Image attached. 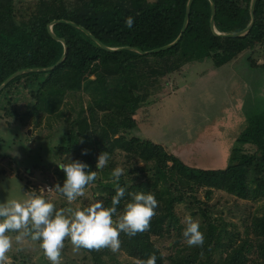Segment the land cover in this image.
<instances>
[{
  "label": "rangeland",
  "instance_id": "1",
  "mask_svg": "<svg viewBox=\"0 0 264 264\" xmlns=\"http://www.w3.org/2000/svg\"><path fill=\"white\" fill-rule=\"evenodd\" d=\"M12 1L17 24L27 22L38 10H45L46 5L65 14L86 2ZM111 1H121L125 6L130 2ZM233 1L244 6L247 0ZM138 55L115 75L101 78L91 75L84 79L80 89L63 94L53 112L45 109V99L37 91L41 77L22 78L0 95V201L22 200L35 192L56 208H83L96 200L103 201L106 193L102 186L117 181L111 176L117 166L126 170L120 176L126 184L151 183L154 163L140 160L135 150L112 146L113 138L150 141L198 169H224L229 162L237 161L233 156L236 139L248 126L264 122V41L220 66H216L213 54L199 60H187L181 53L163 57ZM128 86L132 97L138 100L135 109L131 103L126 104L111 94L114 89ZM81 119L88 123L95 149L108 152L110 158L102 169H95L94 161L96 179L85 186L82 196L69 203L52 186L63 181V172L57 165L74 157L65 149L71 139L77 138V121ZM107 119L118 123L133 119L134 124L132 128H119L114 136L106 131L109 136L105 139L102 135L108 130V122L103 121ZM49 185L51 191H47ZM245 185L248 191L245 199L214 188H210L206 197L208 187L193 183L184 186L181 193L185 201L173 204V217L167 218L169 228L166 230L164 226L160 236H149L160 254L156 264H173L174 255L186 249L181 235L185 216L191 215L204 235L206 224L195 201L207 203L210 216L222 223L226 231L222 243L235 246L241 240L252 241L251 223L264 215V168L252 164L246 170ZM21 186L28 191H23ZM158 213H166L161 202L155 209V214ZM7 234L12 238V247L2 264H50L37 241L28 237L17 241L16 232ZM122 234L117 251L108 247L93 249L99 264H138L147 259L125 252ZM220 249L216 247L214 255ZM246 256L251 260L256 252L250 250ZM61 264H94V260L88 249L74 250L65 238Z\"/></svg>",
  "mask_w": 264,
  "mask_h": 264
},
{
  "label": "trees",
  "instance_id": "2",
  "mask_svg": "<svg viewBox=\"0 0 264 264\" xmlns=\"http://www.w3.org/2000/svg\"><path fill=\"white\" fill-rule=\"evenodd\" d=\"M215 6L214 26L218 33L231 34L241 32L250 23V0L244 6L233 0H212ZM188 0H158L149 3L146 0H130L125 6L121 1L86 0L81 8L70 13L53 10L46 5L45 10H38L36 14L23 24L14 20L12 0H0V85L13 74L27 70L53 67L46 72L23 74L10 81L0 95L14 82L22 78L41 77L42 81L37 91L44 97L43 104L47 111L58 107L62 96L67 91L80 89L84 79L91 75H115L134 58L140 57L136 52L121 50L109 52L101 48L89 35L110 48L131 47L142 52L151 51L174 42L180 34L185 18ZM133 17V25L128 28L124 24L126 17ZM254 22L249 32L243 37L216 36L210 28L211 5L208 0H194L190 7L187 27L180 40L171 48L153 53V56L163 57L181 53L187 60H199L213 54L216 66L232 60L242 51L264 41V0H256L253 7ZM65 22L52 25V32L58 39H63L67 54L58 65L64 47L51 37L48 26L53 21ZM67 22L74 23L76 27ZM86 31H82L80 28ZM131 88L121 87L114 89L111 94L126 104L131 103L135 109L138 100L132 97ZM98 109H102L96 104ZM108 120V119H107ZM108 122V130L102 135L105 139L116 135L119 128H132L133 119L126 122ZM77 138L71 139L65 149L72 152V160H80L93 170L94 161L102 150H96L89 126L85 119L77 121ZM112 146L127 150H135L140 160L153 162L154 169L151 175L152 182H134L126 184V180L104 183L103 199L105 207L110 206L111 196L115 193L117 184L126 186L127 191L151 192L155 199L161 202L166 213L155 214L150 227L135 236L122 234L121 244L130 255L147 258L155 254L160 258L158 250L150 242L149 236L162 235L163 227L166 230L172 218V206L183 203L181 193L186 185L191 183L202 187L222 190L240 199H245L248 191L245 185L246 170L254 164L256 168H264V122L248 126L236 139L233 156L237 161L229 162L224 169H198L190 167L179 160L175 155L168 154L160 145L150 141L140 142L137 138L124 141L113 138ZM253 148V152H249ZM86 150V154H82ZM104 151V150H103ZM63 175V173H62ZM50 186V185H49ZM23 191H28L21 186ZM51 191V190H49ZM129 198L127 194L117 206L118 212ZM192 206L196 204H192ZM202 219L206 224L204 242L200 246H188L173 257V264H264V215L254 218L251 223L253 239L241 240L235 246L222 243V236L226 233L220 220L213 219L208 210V204L196 202ZM115 219V217H114ZM250 232V230H248ZM216 247H221L216 252ZM87 249V248H86ZM256 256L251 260L246 252L253 250ZM93 257L94 264H99V258L88 249Z\"/></svg>",
  "mask_w": 264,
  "mask_h": 264
},
{
  "label": "clouds",
  "instance_id": "3",
  "mask_svg": "<svg viewBox=\"0 0 264 264\" xmlns=\"http://www.w3.org/2000/svg\"><path fill=\"white\" fill-rule=\"evenodd\" d=\"M124 24L131 28L133 17H126ZM82 154H86V150H82ZM109 158L108 152L101 151L96 157L95 169L104 168ZM57 167L63 172V181L52 187L69 203L82 196L85 186L96 179L97 172L88 170L89 165L80 160H69ZM125 171L117 166L112 169L111 176L118 181ZM126 194L129 199L118 212L117 206ZM157 204L151 192L126 193V186L119 184L107 207L101 200H96L83 208H56L52 202L35 192L22 200L0 201V264L8 259L5 254L12 247V238L7 234L10 232L17 233V241L22 237L37 241L50 264H61L65 238L71 242L74 250L108 247L115 252L120 246L121 233L135 236L150 227ZM184 225L181 235L185 243L188 246L202 245L204 235L200 231V224L187 215ZM156 259V255L151 254L147 259L138 261V264H156Z\"/></svg>",
  "mask_w": 264,
  "mask_h": 264
},
{
  "label": "water",
  "instance_id": "4",
  "mask_svg": "<svg viewBox=\"0 0 264 264\" xmlns=\"http://www.w3.org/2000/svg\"><path fill=\"white\" fill-rule=\"evenodd\" d=\"M194 0H188L187 2V5H186V12H185V18H184V22H183V26H182V30L180 32V34L178 35L177 39L172 42L171 44L169 45H166V46H163L161 48H157V49H154V50H151V51H147V52H142V51H139L135 48H131V47H124V48H110V47H106L104 46L102 43H100L97 39H95L93 36L89 35L88 33H86V31H84V29L80 28L82 31H84L86 34H88L101 48H103L104 50L106 51H109V52H117V51H121V50H129V51H133V52H136L138 54H153V53H157V52H160V51H164V50H167L171 47H173L181 38V35L182 33L184 32L185 28L187 27V24H188V20H189V14H190V7L192 5ZM210 2V5H211V18H210V28L212 30V32L216 35V36H220V37H231V38H235V37H243L245 36L249 30L251 29L252 25H253V22H254V16H253V7H254V4H255V1L256 0H253L252 1V4H251V7H250V23L249 25L246 27L245 30L241 31V32H237V33H231V34H221V33H218L216 30H215V26H214V15H215V6H214V3L212 0H208ZM61 22H65L63 20H59V21H53L51 24H49L48 26V31H49V34L51 35L52 38H54L55 40L59 41L63 47H64V52H63V55L61 57V59L57 62L56 65L60 64L66 57V54H67V47H66V44L64 42L63 39H58L55 37V35L53 34L52 32V25L56 24V23H61ZM69 25L71 26H74L76 27V25L74 23H71V22H67ZM54 66L52 67H48V68H38V69H27V70H23V71H19L15 74H13L12 76H10L8 79H6L1 85H0V91L10 82L12 81L14 78L18 77V76H21L23 74H28V73H35V72H46V71H49L51 69H53Z\"/></svg>",
  "mask_w": 264,
  "mask_h": 264
},
{
  "label": "built area",
  "instance_id": "5",
  "mask_svg": "<svg viewBox=\"0 0 264 264\" xmlns=\"http://www.w3.org/2000/svg\"><path fill=\"white\" fill-rule=\"evenodd\" d=\"M46 188L48 189L47 191L51 190V187L50 186H46Z\"/></svg>",
  "mask_w": 264,
  "mask_h": 264
}]
</instances>
